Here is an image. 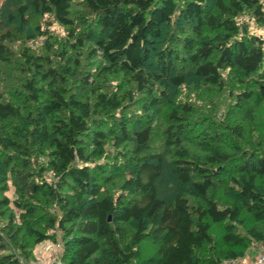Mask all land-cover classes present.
Listing matches in <instances>:
<instances>
[{"label":"trees","instance_id":"obj_1","mask_svg":"<svg viewBox=\"0 0 264 264\" xmlns=\"http://www.w3.org/2000/svg\"><path fill=\"white\" fill-rule=\"evenodd\" d=\"M250 20L264 0H0V264L44 240L61 264H228L264 243Z\"/></svg>","mask_w":264,"mask_h":264},{"label":"rangeland","instance_id":"obj_2","mask_svg":"<svg viewBox=\"0 0 264 264\" xmlns=\"http://www.w3.org/2000/svg\"><path fill=\"white\" fill-rule=\"evenodd\" d=\"M247 20V16L243 17ZM250 29L258 33L264 34V27L257 26L253 20H250ZM264 250V243L260 241H253L252 244L245 250V252L238 258L239 264H250L257 256ZM35 258L31 264H60L61 260L58 257L61 253V243L52 240H44L35 248ZM229 261H226L229 264Z\"/></svg>","mask_w":264,"mask_h":264},{"label":"built area","instance_id":"obj_3","mask_svg":"<svg viewBox=\"0 0 264 264\" xmlns=\"http://www.w3.org/2000/svg\"><path fill=\"white\" fill-rule=\"evenodd\" d=\"M61 264V263H60ZM229 264H239V259H231ZM250 264H264V250Z\"/></svg>","mask_w":264,"mask_h":264}]
</instances>
